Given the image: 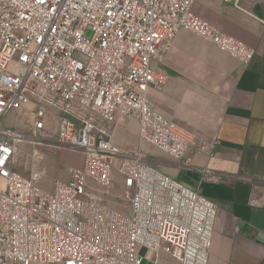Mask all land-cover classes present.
Masks as SVG:
<instances>
[{"label": "built area", "instance_id": "1", "mask_svg": "<svg viewBox=\"0 0 264 264\" xmlns=\"http://www.w3.org/2000/svg\"><path fill=\"white\" fill-rule=\"evenodd\" d=\"M195 0H0V264H148L168 250L178 264H208L215 205L164 175L141 148L114 143L138 122L141 144L182 159L195 135L154 111L156 67L182 30L248 64L255 51L202 20ZM235 7L241 0H220ZM30 110L32 134L7 126ZM58 116V146L82 166L47 192L13 170L20 144ZM40 142V141H39ZM120 179L131 213L90 196Z\"/></svg>", "mask_w": 264, "mask_h": 264}, {"label": "crops", "instance_id": "2", "mask_svg": "<svg viewBox=\"0 0 264 264\" xmlns=\"http://www.w3.org/2000/svg\"><path fill=\"white\" fill-rule=\"evenodd\" d=\"M192 11L255 54L243 64L190 31L178 33L155 64L168 80L149 98L195 142L180 160L162 152L168 160L155 166L215 205L208 264H264V0L240 7L195 0ZM130 120L122 124L137 136ZM114 143L125 145L117 134Z\"/></svg>", "mask_w": 264, "mask_h": 264}, {"label": "rangeland", "instance_id": "3", "mask_svg": "<svg viewBox=\"0 0 264 264\" xmlns=\"http://www.w3.org/2000/svg\"><path fill=\"white\" fill-rule=\"evenodd\" d=\"M30 116V110H24L20 114L13 113L7 120V126L31 135ZM48 121V130L41 139L30 137L28 141L19 145L13 159V170L27 178L33 179L41 189L52 192L56 182H67L70 180L71 172L82 166L83 156L79 152L58 146L56 142L58 116L55 112L48 114ZM126 121L130 122L132 120ZM116 134L120 136L123 144H125L121 145L124 151L141 148L154 165L165 163V160H168L167 155L155 147L149 144H141L138 135L136 136L129 125L121 122ZM157 168L162 173L164 172L163 169ZM87 192L90 196L99 199L120 214L130 215L131 207L123 197V189L117 176H114V183L110 188H103L97 183L90 181L87 185ZM159 254L158 264H178L168 250L162 248ZM142 264H148V260L143 258Z\"/></svg>", "mask_w": 264, "mask_h": 264}, {"label": "bare ground", "instance_id": "4", "mask_svg": "<svg viewBox=\"0 0 264 264\" xmlns=\"http://www.w3.org/2000/svg\"><path fill=\"white\" fill-rule=\"evenodd\" d=\"M18 151V150H17Z\"/></svg>", "mask_w": 264, "mask_h": 264}]
</instances>
